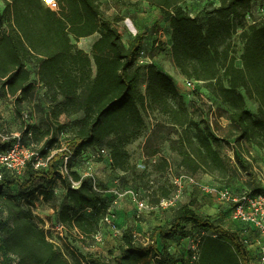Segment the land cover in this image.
<instances>
[{"label":"trees","instance_id":"1","mask_svg":"<svg viewBox=\"0 0 264 264\" xmlns=\"http://www.w3.org/2000/svg\"><path fill=\"white\" fill-rule=\"evenodd\" d=\"M1 1V89L16 105L29 100L32 71L26 64L32 61L50 99L55 136L65 134L66 147L54 149L56 138L47 130L42 136L51 138L39 153L47 157L53 149L56 151L46 168L36 170L29 163L21 175L0 174V264H249L248 251L235 228L215 225L193 203L169 209L173 212L171 221L155 225L146 243H140L134 230L126 227L119 245L109 251V261L96 256H80L73 262L66 259L33 214L35 183L44 182L39 190L45 202L52 199L53 183H62L65 202L52 221L64 225V238L74 232L92 241L109 207L102 200L104 191L99 187L96 191L91 179L71 171L69 160L81 156L83 163L89 162L84 156L87 150L106 149L111 169L126 172L127 147L142 135L145 114L157 113L163 118L145 140L147 158L157 156L159 146L166 143L179 156L180 169L187 173L225 179L229 169L213 145L220 139L208 124L201 127L193 119L172 79L153 64H137L149 32L137 33L124 43L114 21L103 17L101 0H55L58 11L49 9L43 0ZM135 1L155 8L168 22L170 54L180 74L198 82L227 109L229 124L223 140L235 137L239 145L245 141L264 149V25L247 24L245 19L256 0H215L218 4L208 11L205 26L183 7L188 1L198 0ZM94 34L99 38L90 53L73 43ZM236 35L243 44L239 56L233 43ZM142 83L144 91L140 89ZM246 100L256 104L257 118L247 111ZM79 114V119L68 124L59 123L62 115ZM31 133L36 136L38 131ZM6 146L0 143V150ZM65 157H69L67 173L77 187L60 174V161L63 163ZM168 168L166 159L157 165L163 174ZM12 186L20 189L19 201L4 192L5 187ZM165 189L158 202L169 196L170 187ZM87 210L91 212L89 217ZM187 225L202 235L197 259L181 261L170 253L168 242L186 239Z\"/></svg>","mask_w":264,"mask_h":264},{"label":"rangeland","instance_id":"2","mask_svg":"<svg viewBox=\"0 0 264 264\" xmlns=\"http://www.w3.org/2000/svg\"><path fill=\"white\" fill-rule=\"evenodd\" d=\"M217 4L215 0H198L188 1L183 7L200 24L205 26L208 11ZM3 8V3L0 0V10H3ZM101 10L105 19L114 21L124 43H127L128 38L137 33L149 32L148 37L144 40V50L149 60L159 71H165L167 76L172 79L193 119L201 127L208 124L215 137L220 139L219 142H214L213 145L217 147L221 157L226 162L229 169L228 177L215 179L209 175L197 173L198 179L204 183L227 187L235 194L245 189L257 187V175L264 173V149L257 148L245 141L239 145L235 142V137L230 138L228 142L223 140V137L227 134L225 129L229 124L228 111L210 96L202 86H196L194 89H189L185 86L184 81L186 78L174 66L170 50L167 47L170 33L168 22L161 18L158 10L143 1L135 0H101ZM245 19L247 24L255 23L258 27L263 26L264 1L256 0L247 11ZM239 32L240 30H238ZM73 43L77 47L85 45L81 40ZM233 43L239 56L242 52L243 44L237 35L233 37ZM26 67L32 71L31 82L35 83V64L30 61L26 64ZM140 89L144 91L143 83L140 85ZM32 91L29 100L16 105L14 100L10 101L0 89V106L4 108L3 111H0V126L6 127L9 133H21L20 114L23 110L30 111L32 116L31 127L37 130L38 134L36 136H25L26 144L41 151L46 140L51 138L50 136L44 138L42 134L47 130H51L52 136L56 138L55 145L53 143L54 149L57 146L65 149V134H60L56 137V128L50 120L49 96L42 89L35 87V85ZM246 109L254 118H257L256 104L246 100ZM34 115H36L35 118ZM81 116V114L76 115L74 119H79ZM144 117L146 126L142 135L137 141L127 147L129 169L126 172L113 171L107 160L97 156L99 153L98 148H92L85 152L84 156L89 161V171L95 177L98 187L104 191L102 200L111 208L112 222L107 224L105 234L102 233L101 235L102 242L99 243H94L89 238H81L74 232L68 233L64 240L53 237L55 245L69 262L75 261L80 256H96L109 261V251L119 245L122 232L126 227H131L135 231L134 233L140 243H146L148 242V234L155 225L171 221L172 210L157 208L158 197H162V193L166 190L165 188L169 186V178L162 173L163 171L157 169V165L163 159H166L169 167L173 169V175H176L182 170L179 167L180 158L169 150L166 143L159 146L160 153L157 156L147 158L144 155L143 146L146 138L156 123L163 122V118L157 113H147ZM72 121L71 119H66L62 120V123L68 124ZM54 149L51 154L55 153L56 150ZM61 165L64 169V161ZM89 167H85L84 170L86 171V168ZM0 174L1 176L11 175L15 177V175L4 169L0 171ZM151 181L154 182L153 185H150ZM44 186L45 184L42 180H38L35 183L37 190L31 209L33 214L41 221L40 226L46 228L48 227L47 224L53 220L54 214H57L58 209L64 203V196L59 194L57 196V204H55L57 206L52 207L43 200V195H40L43 192L39 188ZM115 190L123 193L133 191L139 199L144 200L148 204L149 209L137 216L136 207L130 195H125L113 203L115 196L111 191ZM4 192L15 197L17 201L20 200V189L18 186L5 187ZM189 203H193L194 208L200 214L211 217L215 225H221L228 229L235 228V225L230 220L228 209L223 203L187 186L176 207ZM85 214L89 217L91 212L87 210ZM186 229L189 231V236L186 239H174L168 242L170 253L181 261H186L189 258L194 260L197 244L202 235L198 229H193L190 225H187Z\"/></svg>","mask_w":264,"mask_h":264},{"label":"built area","instance_id":"3","mask_svg":"<svg viewBox=\"0 0 264 264\" xmlns=\"http://www.w3.org/2000/svg\"><path fill=\"white\" fill-rule=\"evenodd\" d=\"M47 7L53 11L59 10V5L55 0L46 2L43 0ZM137 64L140 66L151 65L152 62L146 51L143 49L137 59ZM3 80L0 79V89L2 88ZM184 84L189 89H194L200 84L198 82L185 79ZM8 99H12L9 95L6 96ZM21 120L24 124V131L28 136H31V130L29 128L32 122V116L30 111L23 110L21 112ZM23 133L12 134L9 133L6 127L0 126V143L7 145L5 149L0 150V167L12 174L21 175L26 170L29 163L32 164L34 169L39 170L48 166V161L51 157H43L39 150L35 147L28 146L25 142ZM98 157H104L110 161V155L106 149H101L97 154ZM69 157L64 158V169L60 170L62 177H67L72 183L73 187H77L78 184L74 183L69 177L66 170V163ZM85 167H89V162H85ZM89 168H86L85 173L82 174V178H89L92 181L93 187L96 191H100L95 180V177L91 175ZM169 178V187L171 192L167 198L159 199L157 208L166 210L174 208L178 205L181 200L184 190L187 186L192 187L202 193L223 203L229 211L230 220L236 225L235 231L248 251V262L249 264H264V173L257 175V184L253 189H245L237 194L232 193L227 187L219 186L216 184H208L200 181L195 174H190L184 170L179 171L176 175H173V169L169 167L164 173ZM154 182L151 181L150 185ZM115 196L113 203L124 197L130 195L132 201L136 207V215L139 216L144 211L149 209L148 204L138 198L133 191L117 192L111 191ZM112 222V211L108 208L107 214L101 221V225L111 224ZM48 227L44 228L45 231L52 237L64 238L66 229L63 224L52 221L47 224ZM101 228L92 236L94 243L102 242ZM197 259V253L194 260ZM15 264V263H13Z\"/></svg>","mask_w":264,"mask_h":264},{"label":"crops","instance_id":"4","mask_svg":"<svg viewBox=\"0 0 264 264\" xmlns=\"http://www.w3.org/2000/svg\"><path fill=\"white\" fill-rule=\"evenodd\" d=\"M132 23V22H131ZM133 27L135 28V26L133 25ZM170 31V30H169ZM135 35H133L132 37H130V38H128V41H130V40H132L133 39V37H134ZM99 38V35L98 34H94V35H92V36H90V37H88V38H83V39H80L81 40V42L82 43H85V45H81V46H78V48L79 49H81V50H83L84 52H86V53H90V50H91V47H92V45H93V43L97 40ZM168 45H167V47H168V49L170 50V48H171V31H170V33H169V36H168ZM26 68H28V67H26ZM161 72H163L164 74H166V72L165 71H161ZM33 75V74H32ZM35 83H32L31 82V84L34 86L35 85V87H37V88H40V89H42V91H44L45 93H46V90L44 89V87L42 86V84L39 82V80H38V75H37V73H36V69H35ZM167 75V74H166ZM33 92V91H32ZM48 95V94H47ZM10 101L11 100H13V99H9ZM51 107V103L49 102V108ZM3 106H0V111H3ZM5 114V113H4ZM36 117V115H34V118ZM74 117L75 116H71V117H66V116H64V115H62L60 118H59V123H61V124H66V123H62V120H66V119H71V120H75L74 119ZM31 124H32V122H31ZM31 124H30V126H29V128H30V130L32 131L33 130V132H36V130L33 128V127H31ZM24 124H23V122H22V120H21V128H22V130L20 131L21 133H23L24 134V136H28L27 135V133L24 131ZM32 135V134H31ZM85 155V154H84ZM105 159V158H104ZM105 160H107V159H105ZM61 162V164H62V161H60ZM77 162H79V163H77ZM107 162L109 163V161L107 160ZM60 164V165H61ZM69 168H70V170L71 171H74V172H77L78 174H80V175H82L83 174V171H84V169H85V164L83 163V162H81V156H79V157H77V158H71L70 160H69ZM52 191H53V196H52V199L50 200V201H48V202H46V203H48V204H50L52 207L53 206H57V205H55V204H57L56 202H57V196L59 195V194H62L63 196H64V202H65V195H66V191H65V188L63 187V185H62V183L61 182H55V183H53V185H52ZM55 208V207H54ZM53 209V208H52ZM58 211H59V209H58ZM54 218H56L57 217V214H54V216H53ZM106 226L107 225H102V227H101V232L103 233V234H105V232H106ZM135 232V231H134Z\"/></svg>","mask_w":264,"mask_h":264},{"label":"snow or ice","instance_id":"5","mask_svg":"<svg viewBox=\"0 0 264 264\" xmlns=\"http://www.w3.org/2000/svg\"><path fill=\"white\" fill-rule=\"evenodd\" d=\"M46 2H50V0H46Z\"/></svg>","mask_w":264,"mask_h":264}]
</instances>
